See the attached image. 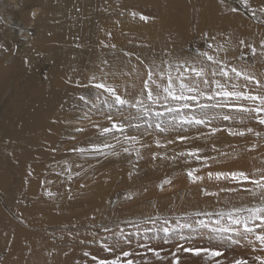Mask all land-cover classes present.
I'll list each match as a JSON object with an SVG mask.
<instances>
[{
	"label": "bare ground",
	"instance_id": "obj_1",
	"mask_svg": "<svg viewBox=\"0 0 264 264\" xmlns=\"http://www.w3.org/2000/svg\"><path fill=\"white\" fill-rule=\"evenodd\" d=\"M262 9L264 0H0V264H260L255 235L212 231L242 232L218 213L258 206L260 195L208 173L264 176V111L214 95L216 81L264 95ZM169 71L195 100L164 99Z\"/></svg>",
	"mask_w": 264,
	"mask_h": 264
},
{
	"label": "snow or ice",
	"instance_id": "obj_2",
	"mask_svg": "<svg viewBox=\"0 0 264 264\" xmlns=\"http://www.w3.org/2000/svg\"><path fill=\"white\" fill-rule=\"evenodd\" d=\"M242 3L245 6H247L248 0H242ZM232 10L235 11V9H232ZM262 11H264V9H262ZM133 15L135 16L136 14L133 13ZM141 19H146V17L141 16ZM241 43L243 44L244 42L241 41ZM262 46H264V42H262ZM203 55H207V54L204 53ZM208 59L212 60L213 57L208 56ZM192 71L195 73L196 77H202L204 75L203 69L197 70V69L193 68ZM231 71L233 73H235V75L237 77H239L241 75V73L238 72L235 68H232ZM155 74H156L155 70L149 71V73H148L149 80H152V77ZM161 75H163V73H161ZM220 75L227 77L228 72L221 69ZM177 79H180L181 81H183V75H181L180 77H177ZM245 79L251 80L252 78L248 77L246 75ZM153 82L155 83V81H153ZM205 83H207V82L205 81ZM147 86L148 85L146 83L145 87H147ZM216 86L219 89V91L215 92L214 95L222 96L225 98V100H227L229 98L235 99L237 101L247 100V101L253 102L256 105L253 108L241 107V108H239L240 111H245V112H261V111H264V95H251V94H248L246 92L235 90L236 85H233L234 90L229 91V90H226L225 86L223 84H221L219 81H216ZM96 87L102 88V89H105L106 91H108L115 98L116 104L123 106V105L129 103L128 100L121 98L119 95L116 94V92L113 89L107 88L104 84H97ZM157 87L159 88V85H157ZM194 91H196L195 87H193L187 83H184V82H181L179 84V90L177 91V89L174 87V84H173V78H172L171 72L169 71L167 73V85L162 88V92L166 94L164 96V99H168L170 97L174 101H182V100H188V99L195 100L196 99L195 96L185 95L186 92L191 93ZM201 94H203V93H201ZM157 98H159V94H157ZM148 99L153 100V94L151 92L148 93ZM209 99H211V97H209ZM213 106H215V105H213ZM184 107H188V105L185 104ZM201 107H208V105H202ZM168 110L173 111V109H171V108ZM224 119H229V117L225 116ZM182 122H187V123H193L194 122L196 124H202V123H204V120L190 118L187 120H183ZM259 123L264 124V118L259 119ZM116 127H117L116 124L112 125V128H116ZM157 127H159V125H157ZM78 130L82 131V129H78ZM111 130L112 129L104 128L102 131L103 132H109ZM213 131H216V130L214 129ZM248 131L252 132L253 130L251 128H249ZM229 132L232 135H241L242 136L245 134L244 132H233L231 130H229ZM256 135H259V133H256ZM170 143H171V141H170ZM157 145H159V141H157ZM125 151H128V150L125 149ZM198 152H199V150H193V151L187 153V155L199 158ZM181 155H184V153H181ZM188 177L193 183H195L197 181H202L204 179V177H202V176L194 175V173L192 171H190L188 173ZM208 179L209 180L215 179L217 181L230 180V181H234L237 183L250 182L254 186V188L246 189V191L250 192L253 196L260 195V198L262 201V203L260 205L255 206V207L235 209L234 210V212L236 213L235 215H234V212L218 213V215L221 218L227 217L230 220L232 225L243 226L242 232L238 228L234 229V228L223 227V226H221L219 228H213L212 231L221 232V233L234 231V232H236L237 235L242 236L245 239H248L249 235H255V239L258 240L261 243V245H264V234H259V235L255 234V228L264 229V176H261L259 179H251L250 180L248 174L243 172V171L209 172L208 173ZM169 182L170 181H165V183H169ZM227 190L234 191L235 189H227ZM257 190H259V191H257ZM205 194L207 195L208 193H205ZM49 195H52V194L49 193ZM241 212L247 213V215H242V216L239 215V213H241ZM256 222H259V223H256ZM216 223L219 224V220ZM250 224L253 226H250ZM200 226L201 227H209V225L205 224L203 221H200ZM182 227H191V225L185 224V225H182ZM164 231L167 232L168 229L165 228ZM185 251L194 252V254H196V255H200V252H201V250H199V249H185ZM204 251L208 252L209 256H212V257L221 255V253L217 252V251H209V250H204ZM123 255L127 257L129 255V253L125 252ZM156 256L159 258V253H156ZM94 259H95V257H94ZM257 259L260 260V264H264V258L258 257ZM99 264H120V261L118 258L116 260H112V261L101 260V261H99ZM127 264H133V261L129 260L127 262ZM234 264H247V262L244 260H236V261H234Z\"/></svg>",
	"mask_w": 264,
	"mask_h": 264
}]
</instances>
